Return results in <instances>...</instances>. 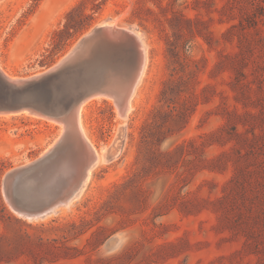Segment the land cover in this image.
I'll return each instance as SVG.
<instances>
[{"label": "rangeland", "instance_id": "obj_1", "mask_svg": "<svg viewBox=\"0 0 264 264\" xmlns=\"http://www.w3.org/2000/svg\"><path fill=\"white\" fill-rule=\"evenodd\" d=\"M77 1L0 0L2 70L39 74L109 22L141 34L143 76L125 117L115 99L85 104L81 126L99 159L76 197L41 218L12 211L4 179L49 152L64 129L0 115V204L17 219L0 209V264H264V0H107L88 29L51 52ZM172 7L202 36L184 26L173 35ZM124 57L114 67L128 66ZM85 74L68 100L92 87ZM74 153L19 177V200L54 195L75 172Z\"/></svg>", "mask_w": 264, "mask_h": 264}, {"label": "water", "instance_id": "obj_2", "mask_svg": "<svg viewBox=\"0 0 264 264\" xmlns=\"http://www.w3.org/2000/svg\"><path fill=\"white\" fill-rule=\"evenodd\" d=\"M104 22L79 39L61 60L45 71L29 77H7L0 71V115L32 114L49 119L74 118L78 107L92 95L108 94L116 99L124 114L129 94L136 84L144 55L134 28H115ZM111 27V28H110ZM129 57L128 66L114 67L117 57ZM127 55V56H126ZM124 57V60H125ZM126 66V67H125ZM114 67V68H113ZM124 67V68H123ZM96 75L88 74L91 69ZM83 76L92 87L76 93L70 100V89L79 86ZM74 134L75 137H72ZM75 130H64L58 143L41 158L30 165L8 173L4 179L7 199L12 211L25 219H37L67 205L83 186L94 155L87 142ZM75 152V172L52 196L36 204L22 202L17 197L22 175L44 170L58 163L61 151Z\"/></svg>", "mask_w": 264, "mask_h": 264}, {"label": "trees", "instance_id": "obj_3", "mask_svg": "<svg viewBox=\"0 0 264 264\" xmlns=\"http://www.w3.org/2000/svg\"><path fill=\"white\" fill-rule=\"evenodd\" d=\"M106 1L107 0H78L77 4L65 14L64 22L61 28L55 30L52 33L51 52L64 50L69 42L74 40L78 35L88 29L94 21V14L101 10L102 6L105 5ZM153 1L157 2L158 0ZM171 2L174 7L175 0H171ZM87 7L89 8V13L85 12V9ZM146 11L151 12L148 9ZM171 12L174 17H172L171 19H167V21L170 30L173 32V35L178 33V31H180L184 26V29L189 33L191 38H195L196 36H202L201 33L192 26L194 24L197 25L198 22H194L192 19L185 17L181 13V11L175 10L174 8ZM187 43L188 39L184 40L181 48L184 49ZM175 54L179 56L178 49L175 51ZM182 59L185 65L189 66L196 64V62L188 56H183ZM0 209L3 217L15 221L17 220L14 216H12L6 211L3 204H0Z\"/></svg>", "mask_w": 264, "mask_h": 264}, {"label": "bare ground", "instance_id": "obj_4", "mask_svg": "<svg viewBox=\"0 0 264 264\" xmlns=\"http://www.w3.org/2000/svg\"><path fill=\"white\" fill-rule=\"evenodd\" d=\"M111 27H115L114 26V24L113 23H110L109 24ZM110 27V28H111ZM116 28V27H115ZM138 37V40L140 41V43H141V47H142V50H143V55H144V63H143V66H142V70H141V72H140V75H139V77H138V80H137V82H136V84L134 85V87H133V89H132V92L129 94V97H128V101H127V107H126V110H125V112H124V114H121L120 113V110H119V107H118V104H117V102H116V99L113 97V96H110V95H108V94H96V95H92V96H90L89 98H86L83 102H82V104L78 107V109H77V112L75 113V115H74V118H72V117H68L67 119H50V120H52V121H55V122H58V123H60V126H62V129H67V128H70L71 130H75V132H77L78 134L77 135H79V136H81L83 139H84V141L85 142H87L88 144H89V146H90V148H91V150H92V152H93V155H94V160H93V163H92V165L95 163V162H97L98 161V159H99V156H98V153H97V151L94 149V147L92 146V144L88 141V139H87V136H85V134H84V131H83V129H82V126H81V120H80V115H81V113L84 111V107H85V104L87 103V102H89V100H91V99H93V98H96V97H101V96H104V97H108V98H111V99H113V101H114V99H115V102H116V108L118 109V115L120 116V117H125L126 116V114H127V112L131 109V106H130V101H131V98H132V96H133V94H134V92H135V90H136V87H137V85H138V83L141 81V77L143 76V72H144V67H145V62H146V60H145V48H144V45H143V42H142V39H141V37L138 35L137 36ZM0 71L5 75V76H7V77H9V78H11V76H9V74H7L5 71H3L2 70V68H1V66H0ZM24 114H28V113H24ZM28 115H32V114H28ZM8 116V115H7ZM34 116H37V115H34ZM38 117H41V116H38ZM41 118H44V119H49V118H46V117H41ZM64 132V131H63ZM73 136L72 137H75V135L74 134H72ZM71 153H73L72 151H71ZM75 154V153H74ZM62 156H64V154L62 155ZM73 156V155H72ZM64 158H66L65 156H64ZM73 158H74V156H73ZM72 158V159H73ZM76 158V157H75ZM75 158H74V160H75ZM59 161V160H58ZM70 161H72V160H70ZM62 162V161H61ZM75 162V161H74ZM60 163V162H59ZM68 163V162H67ZM57 164V163H56ZM63 164V163H62ZM71 164V163H70ZM69 164V165H70ZM91 165V166H92ZM57 166V165H56ZM73 166V165H72ZM90 166V167H91ZM54 168V167H53ZM61 168H62V166H61ZM61 168H59V166H58V169H61ZM65 168V167H64ZM67 168H72V167H67ZM74 168V167H73ZM49 169H51V168H49ZM90 169V168H89ZM89 169H88V172H89ZM57 170V169H56ZM74 170V169H73ZM71 171V170H70ZM73 172V171H72ZM87 172V175H86V177H85V179L88 177V173ZM63 173V172H62ZM74 173V172H73ZM66 175V174H65ZM71 175V174H70Z\"/></svg>", "mask_w": 264, "mask_h": 264}]
</instances>
